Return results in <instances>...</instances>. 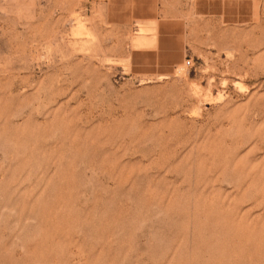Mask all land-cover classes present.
Segmentation results:
<instances>
[{"label":"rangeland","instance_id":"374dc122","mask_svg":"<svg viewBox=\"0 0 264 264\" xmlns=\"http://www.w3.org/2000/svg\"><path fill=\"white\" fill-rule=\"evenodd\" d=\"M0 264H264V0H0Z\"/></svg>","mask_w":264,"mask_h":264},{"label":"bare ground","instance_id":"6f19581e","mask_svg":"<svg viewBox=\"0 0 264 264\" xmlns=\"http://www.w3.org/2000/svg\"><path fill=\"white\" fill-rule=\"evenodd\" d=\"M141 39V38H140ZM134 42V41H133Z\"/></svg>","mask_w":264,"mask_h":264},{"label":"built area","instance_id":"2783aa9c","mask_svg":"<svg viewBox=\"0 0 264 264\" xmlns=\"http://www.w3.org/2000/svg\"><path fill=\"white\" fill-rule=\"evenodd\" d=\"M189 62V61H188Z\"/></svg>","mask_w":264,"mask_h":264}]
</instances>
